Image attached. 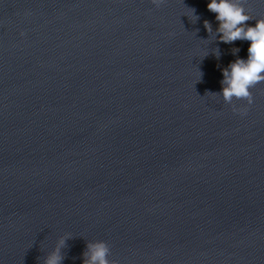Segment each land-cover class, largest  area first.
Here are the masks:
<instances>
[{
  "label": "water",
  "instance_id": "obj_1",
  "mask_svg": "<svg viewBox=\"0 0 264 264\" xmlns=\"http://www.w3.org/2000/svg\"><path fill=\"white\" fill-rule=\"evenodd\" d=\"M208 2L0 0V264H264V82L225 102Z\"/></svg>",
  "mask_w": 264,
  "mask_h": 264
},
{
  "label": "clouds",
  "instance_id": "obj_2",
  "mask_svg": "<svg viewBox=\"0 0 264 264\" xmlns=\"http://www.w3.org/2000/svg\"><path fill=\"white\" fill-rule=\"evenodd\" d=\"M152 3L159 7L163 0H152ZM207 8L215 13L218 22L217 32L223 43H234L237 40L248 41L246 58H237L222 72V96L227 103L233 99H246L252 104L253 97L250 89L256 84L264 82V18L256 19L254 26L247 22L253 19L245 8L242 0H209ZM194 12V10H190ZM205 27L212 31L211 25L205 21ZM202 75V74H201ZM241 115L246 114L245 110L234 107ZM64 241H60L63 245ZM90 254H86V264H109L108 246L103 241L89 245ZM62 257L59 249L53 251L46 258L45 264H61Z\"/></svg>",
  "mask_w": 264,
  "mask_h": 264
}]
</instances>
